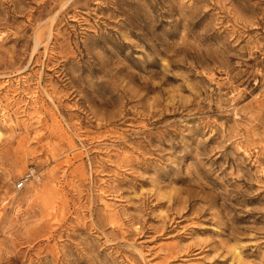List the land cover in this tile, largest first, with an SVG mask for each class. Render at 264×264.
<instances>
[{"label": "rangeland", "instance_id": "obj_1", "mask_svg": "<svg viewBox=\"0 0 264 264\" xmlns=\"http://www.w3.org/2000/svg\"><path fill=\"white\" fill-rule=\"evenodd\" d=\"M0 264H264V0H0Z\"/></svg>", "mask_w": 264, "mask_h": 264}, {"label": "built area", "instance_id": "obj_2", "mask_svg": "<svg viewBox=\"0 0 264 264\" xmlns=\"http://www.w3.org/2000/svg\"><path fill=\"white\" fill-rule=\"evenodd\" d=\"M23 179H24V178H23ZM23 183H24V181L22 180V181L19 183V186H21Z\"/></svg>", "mask_w": 264, "mask_h": 264}]
</instances>
